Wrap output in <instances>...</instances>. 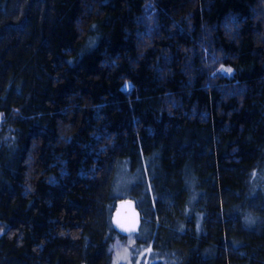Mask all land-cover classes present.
I'll list each match as a JSON object with an SVG mask.
<instances>
[{"label": "trees", "instance_id": "trees-1", "mask_svg": "<svg viewBox=\"0 0 264 264\" xmlns=\"http://www.w3.org/2000/svg\"><path fill=\"white\" fill-rule=\"evenodd\" d=\"M122 199L125 264H264V0H0V264H123Z\"/></svg>", "mask_w": 264, "mask_h": 264}, {"label": "water", "instance_id": "water-1", "mask_svg": "<svg viewBox=\"0 0 264 264\" xmlns=\"http://www.w3.org/2000/svg\"><path fill=\"white\" fill-rule=\"evenodd\" d=\"M112 223L114 229L124 236H132L139 231L141 227V214L132 199L118 201L113 213ZM133 228L135 231H125V229Z\"/></svg>", "mask_w": 264, "mask_h": 264}, {"label": "rangeland", "instance_id": "rangeland-1", "mask_svg": "<svg viewBox=\"0 0 264 264\" xmlns=\"http://www.w3.org/2000/svg\"><path fill=\"white\" fill-rule=\"evenodd\" d=\"M134 241L135 240H134L133 236H129L127 238V240L124 242L125 247L118 250V253H120L121 257H124V258H122L123 259V264L126 263V260H129L128 253L130 251L131 246H133ZM122 259H119L118 262L121 261Z\"/></svg>", "mask_w": 264, "mask_h": 264}, {"label": "snow or ice", "instance_id": "snow-or-ice-1", "mask_svg": "<svg viewBox=\"0 0 264 264\" xmlns=\"http://www.w3.org/2000/svg\"><path fill=\"white\" fill-rule=\"evenodd\" d=\"M226 71H231V69H227ZM125 231H135V229L133 228V229H125ZM122 258H124V257H121V256H118L117 257V259L119 260V259H122Z\"/></svg>", "mask_w": 264, "mask_h": 264}]
</instances>
